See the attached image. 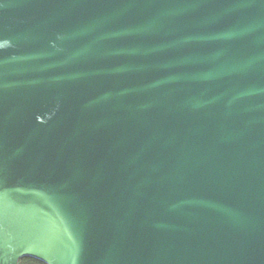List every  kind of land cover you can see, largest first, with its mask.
I'll return each mask as SVG.
<instances>
[{
    "label": "water",
    "instance_id": "obj_1",
    "mask_svg": "<svg viewBox=\"0 0 264 264\" xmlns=\"http://www.w3.org/2000/svg\"><path fill=\"white\" fill-rule=\"evenodd\" d=\"M264 264V0H0V264Z\"/></svg>",
    "mask_w": 264,
    "mask_h": 264
},
{
    "label": "trees",
    "instance_id": "obj_2",
    "mask_svg": "<svg viewBox=\"0 0 264 264\" xmlns=\"http://www.w3.org/2000/svg\"><path fill=\"white\" fill-rule=\"evenodd\" d=\"M19 264H45L37 259L26 257L20 260Z\"/></svg>",
    "mask_w": 264,
    "mask_h": 264
}]
</instances>
